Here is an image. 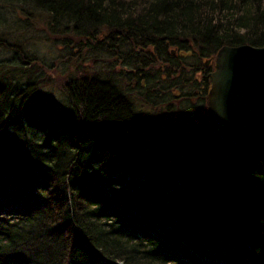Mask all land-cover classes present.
<instances>
[{
	"label": "trees",
	"instance_id": "trees-1",
	"mask_svg": "<svg viewBox=\"0 0 264 264\" xmlns=\"http://www.w3.org/2000/svg\"><path fill=\"white\" fill-rule=\"evenodd\" d=\"M34 19L60 56L0 55V264H264V146L136 101L207 104L264 0H0V49Z\"/></svg>",
	"mask_w": 264,
	"mask_h": 264
},
{
	"label": "water",
	"instance_id": "water-1",
	"mask_svg": "<svg viewBox=\"0 0 264 264\" xmlns=\"http://www.w3.org/2000/svg\"><path fill=\"white\" fill-rule=\"evenodd\" d=\"M208 115L216 140L258 150L264 146V46L224 45L210 75ZM209 121V122H208Z\"/></svg>",
	"mask_w": 264,
	"mask_h": 264
},
{
	"label": "rangeland",
	"instance_id": "rangeland-1",
	"mask_svg": "<svg viewBox=\"0 0 264 264\" xmlns=\"http://www.w3.org/2000/svg\"><path fill=\"white\" fill-rule=\"evenodd\" d=\"M34 20H35L34 21L35 24L32 23L34 24V26H31L28 31H25L23 34L19 36V39L17 40L18 46L16 45L17 50H12V48L15 49L16 46L12 47L10 50L0 49V55L2 58H5V59L7 58L13 61L12 59L13 57H16L18 59V56L16 55V52L18 50L27 52L31 57L35 55V57H37L40 61L44 63L45 69H43L44 66H42L40 67L39 71L47 72L48 65H50L53 62L57 63L56 59L59 58L60 56V49L59 47L55 48V44H57L56 41L47 40V39H46L47 41H45V37H46L45 32L39 29V27L37 26V20L36 19ZM62 63H65V62L63 61ZM102 67L99 64L96 65V68L98 69V71L100 70V68L102 69ZM45 84H50V83L45 81L42 87L43 89H46L47 87V85L45 86ZM136 101H137L138 107H140V109L142 110L145 116L150 118V117H155V115H158V114H165V112H167L168 115L166 116L171 118V120H173L177 124L178 122L183 121V116L186 114H189L192 108H194L195 106L202 105L199 103L198 100H196V98H193V96H190L184 102L183 100L174 102V104L172 105V110L169 112L167 105H164L160 107V110H157L153 108L154 106L143 104V102L140 99H137ZM183 103L189 105V109H190L189 112H187L188 107L183 106Z\"/></svg>",
	"mask_w": 264,
	"mask_h": 264
},
{
	"label": "flooded vegetation",
	"instance_id": "flooded-vegetation-1",
	"mask_svg": "<svg viewBox=\"0 0 264 264\" xmlns=\"http://www.w3.org/2000/svg\"><path fill=\"white\" fill-rule=\"evenodd\" d=\"M206 66H210L209 70L206 69L202 72L200 71V72H196V74H194V76H195L194 80H196L197 83L200 80H202L203 78H207V77H209V80H211L210 75H211V72H213V70L215 68V59L214 58L213 59H207ZM197 70H199V68ZM210 84H211V81H209V87H210ZM196 100H198V99H196ZM190 114L194 117L195 121L202 123L201 118L204 115H208V104H204V105L202 104L200 106H195L194 108H192ZM207 124H209V123H207Z\"/></svg>",
	"mask_w": 264,
	"mask_h": 264
}]
</instances>
